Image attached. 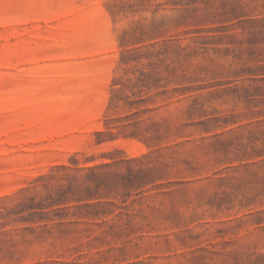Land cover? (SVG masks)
I'll use <instances>...</instances> for the list:
<instances>
[{
  "label": "rangeland",
  "instance_id": "rangeland-1",
  "mask_svg": "<svg viewBox=\"0 0 264 264\" xmlns=\"http://www.w3.org/2000/svg\"><path fill=\"white\" fill-rule=\"evenodd\" d=\"M0 264H264V0H0Z\"/></svg>",
  "mask_w": 264,
  "mask_h": 264
}]
</instances>
